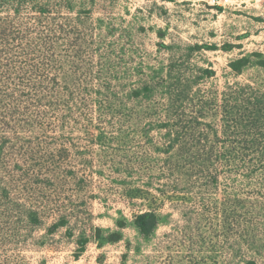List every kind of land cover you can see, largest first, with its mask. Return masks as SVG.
<instances>
[{
    "label": "trees",
    "instance_id": "trees-1",
    "mask_svg": "<svg viewBox=\"0 0 264 264\" xmlns=\"http://www.w3.org/2000/svg\"><path fill=\"white\" fill-rule=\"evenodd\" d=\"M72 9L70 0H0V264H25L19 257L11 261L3 256L1 251L8 248L57 251L49 243L61 230L73 245L74 261L90 244L101 249L122 241L124 218L116 221V230H103L81 207L85 202L74 204L68 198L67 205L60 193L73 180L77 190L84 187L85 167L92 166L85 156L91 147L80 146L85 138L104 149L101 159L110 160L109 168L121 176L126 198L149 205L132 217L142 240H149L167 219L153 206L158 198L151 188L170 201H186L195 190H204L211 201L219 169L251 173L264 163V86L232 83L223 91L207 87L215 70L191 60L194 53L216 51L217 46L174 50L162 42L165 32L158 30V47L168 53L167 60L134 71L120 65L111 47L104 51L108 35L116 39L114 27L101 19L94 24L85 19L89 11L71 14ZM93 30L99 31L98 38ZM131 33L121 30L120 52L132 42ZM233 48L225 44L220 50ZM251 65L264 69V56L243 55L227 68L239 77ZM133 73L139 75L134 84L128 80ZM97 119L107 122L96 124ZM105 125L114 135L104 132ZM107 135L116 142L111 156L107 150L112 143L104 145ZM132 137L146 144L143 155L131 156ZM149 152L159 158L150 159ZM136 173L144 177L142 186L133 182ZM247 205L242 196L226 198L223 211L234 231L242 228L243 220L247 223ZM40 230L43 234L36 236ZM249 245L255 242L249 240Z\"/></svg>",
    "mask_w": 264,
    "mask_h": 264
},
{
    "label": "rangeland",
    "instance_id": "rangeland-1",
    "mask_svg": "<svg viewBox=\"0 0 264 264\" xmlns=\"http://www.w3.org/2000/svg\"><path fill=\"white\" fill-rule=\"evenodd\" d=\"M70 2L73 8L71 14L86 10L90 14V17L85 14L86 20L89 18L97 24V20L101 19L105 26L114 27L116 39L108 35L104 51H109L111 47L117 52L115 59L121 66L124 65L123 68L128 66L135 71L141 66L156 67L165 62L168 53L159 50L158 43L161 41L157 37V31L162 30L165 32L162 42L166 45L172 44L174 50L186 45L219 48L216 51H198L191 58L193 64L211 66L215 70L216 77L208 81L207 87L223 91L226 84L232 83H256L259 87L264 86L263 68L251 65L239 77H233L227 68L229 61L243 55L260 53L264 56V0ZM62 12L66 13V10L63 9ZM123 28L131 30L132 42L124 45L125 52H120L119 44L122 43L119 40ZM94 34L97 35L96 38L99 37L98 30ZM104 35L105 32L102 33V39ZM225 44H232L234 48L225 53L220 50ZM252 60L255 62L254 58ZM134 71H129V74ZM133 74L128 79L132 84L139 76ZM125 80L127 79L122 76L123 83ZM203 121L207 122V119ZM94 122L106 123L107 120L97 119ZM102 129L114 135L115 130L109 125ZM112 135L106 136L104 145L112 143L109 140ZM153 138L156 140L158 137L154 134ZM128 144L131 156L144 154L146 144L139 137H132ZM80 146H85V150L87 146L91 147V152L85 153L92 166L88 164L85 167L84 187L77 190L76 181L73 180L64 184L60 193L65 196L63 198L67 205L70 204L68 198L74 204L85 202L81 207L92 214L93 223L103 230H116V221L124 218L126 228L122 231V241L105 245L101 249L90 244L85 254L78 261H74L71 257L73 245L64 238V230H61L49 243V246L56 244L59 247L57 251L49 248L37 252L28 248L19 251L8 248L1 251L3 256L11 261L13 257L14 260L19 257L25 264H37L41 259H45L46 264H245L248 260L264 264V163L256 164L251 173L245 170L219 169L218 189L212 193L211 201L204 190H195L186 201H170L159 197L155 187L151 188V193L158 198L153 206H158L159 212L167 216V219L160 222L149 240H142L132 226V217L134 213L148 209L149 205L141 199L129 201L126 198L123 185L119 183L121 176L109 168L110 160L101 159L104 149L97 141L91 142L85 138ZM115 146L116 142H113L107 150L108 156L116 149ZM148 154L150 159L159 158L156 154ZM72 161L76 162L73 156ZM77 172L79 177L82 176L81 169ZM141 177L137 173L134 176L133 182L136 186H142L141 179L144 177ZM133 182L127 184L132 185ZM233 194L247 200L246 210L250 212L246 218L247 223L243 220L239 231H234V226L226 220L223 211L226 198ZM241 211L244 213L245 209ZM42 234L43 231L40 230L36 236ZM249 240L254 241L255 246L251 247Z\"/></svg>",
    "mask_w": 264,
    "mask_h": 264
}]
</instances>
